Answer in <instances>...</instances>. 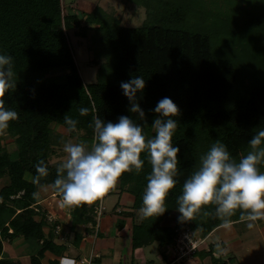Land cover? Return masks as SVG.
Masks as SVG:
<instances>
[{"label":"trees","instance_id":"obj_1","mask_svg":"<svg viewBox=\"0 0 264 264\" xmlns=\"http://www.w3.org/2000/svg\"><path fill=\"white\" fill-rule=\"evenodd\" d=\"M129 1L146 10L148 18L140 27L122 25L99 5L81 15L62 0H0V52L12 56L17 80L15 89L5 94L6 106L18 113L16 120L0 129V135L8 134L15 143L12 151L0 145V178L9 179L0 190V234L42 241L29 264H42L40 257L46 251H62L54 243L53 230L45 235L25 213L15 215L7 226L3 217L14 213L11 204L29 206L31 194L40 185L52 186L56 173L50 158L62 150L64 141L92 143L93 115L111 121L130 115L147 135H153L150 124L156 113L151 109L156 102L167 96L177 104L178 125L172 140L180 147L178 183L165 199L167 210L180 194L185 177L198 165L199 148L207 150L219 139L239 159L249 150L247 142L257 127H264V6H251L253 0ZM93 24L96 36L88 49L90 64L97 71L95 81L87 83L68 33L78 28L77 33L86 37ZM135 75L145 79L137 102L147 124L129 113L130 102L119 87L120 81ZM80 107L89 112L80 115ZM65 114L78 121L76 130L68 131ZM141 158L145 162L140 172L122 173L117 180L120 192L133 195L135 211L141 207L151 170L146 153ZM41 159L49 172L34 184L26 174L34 176V165ZM18 195L19 200L14 198ZM73 216V225L95 223L93 205L75 206ZM187 223L203 237L221 224L212 205L203 206ZM174 229L163 226L159 216L140 215L133 224V247L154 242L170 245ZM208 253L211 256L212 251ZM232 259L211 256L212 264H228ZM0 264L17 263L0 258Z\"/></svg>","mask_w":264,"mask_h":264},{"label":"clouds","instance_id":"obj_2","mask_svg":"<svg viewBox=\"0 0 264 264\" xmlns=\"http://www.w3.org/2000/svg\"><path fill=\"white\" fill-rule=\"evenodd\" d=\"M13 58L0 52V129L8 127L18 113L6 106L5 94L15 89L16 79ZM119 87L129 100V113H136L147 124L145 112L137 102V93L145 87L140 75L120 81ZM152 112L156 113L147 135L142 124L130 115H119L115 121L93 115L90 127L93 130L92 143L66 140L62 150L65 157L56 165V176L52 187L60 194L61 207L92 204L103 193L113 189L122 173L140 172L146 153L151 170L146 175L142 193V218L159 216L166 211L165 199L178 183L177 162L179 145L173 143L179 114L177 104L170 97L159 99ZM80 115L89 112L87 107L78 109ZM68 131L77 128L78 121L63 116ZM249 150L239 159L233 157L227 146L216 139L199 156L198 165L183 180L180 194L176 196L178 221H187L199 213L203 206L212 205L213 212L220 219L221 226L230 229L234 212L240 210V218L246 220V227L252 228L258 219H264V171L258 165L264 162V127L257 130L248 140ZM33 183L38 184L48 175L45 160L35 165ZM43 188V185H40ZM38 196L39 192H34ZM220 247V244H217ZM61 264H73L69 258H62Z\"/></svg>","mask_w":264,"mask_h":264},{"label":"crops","instance_id":"obj_3","mask_svg":"<svg viewBox=\"0 0 264 264\" xmlns=\"http://www.w3.org/2000/svg\"><path fill=\"white\" fill-rule=\"evenodd\" d=\"M253 1L251 6H264V0ZM117 188L115 185L97 199L104 207L99 221L93 208L95 223L73 225L75 206L61 207L58 196L60 194L54 192L50 184L44 185L34 191L39 192L38 196H34V192L31 194L29 206L24 207L20 203V206L9 205L14 213L8 215L10 218L6 219L5 226L15 215L25 213L32 223L40 224L45 235L53 230L54 243L62 251L57 254L46 251L40 257L42 264H61L62 258L71 259L73 264H212L211 256L223 258L225 261L232 257L228 264H264V219H258L252 228H248L247 221L240 216L231 219L233 223L230 229H225L220 224L206 236H202L203 243L196 254L182 263L171 262L174 257L171 244L162 246L154 242L134 248L133 224L140 217V213L133 208V195L120 192ZM20 197L18 195L14 198L19 200ZM97 200L90 205L94 206ZM8 232L11 233L12 228ZM41 242L35 237L19 235L11 238L0 234V245H3L0 258L7 255L4 258L12 259L15 263L18 260L19 264H29L31 257L38 255ZM222 249H226L227 253ZM210 251L211 256L208 253Z\"/></svg>","mask_w":264,"mask_h":264},{"label":"rangeland","instance_id":"obj_4","mask_svg":"<svg viewBox=\"0 0 264 264\" xmlns=\"http://www.w3.org/2000/svg\"><path fill=\"white\" fill-rule=\"evenodd\" d=\"M62 4L65 6H69L70 8H72L73 11L77 10L76 12H78L81 15L91 12L92 9L95 7V5H99L106 13L116 18H119L122 25L127 26V27H140L144 24L145 20H147L148 18L144 7L137 5L135 3H132L129 0H62ZM243 8H245V6ZM84 18L85 17H83L81 20L82 25L85 24L83 20ZM249 24L252 28L254 27L253 22L250 21ZM95 26L97 25L96 24L90 25L91 29L87 31L86 37L79 35L77 33L79 32L78 28H75L74 30L68 33L71 43L73 45L74 55L77 60V64L79 66L80 72L84 80L87 81V83H91L95 81L96 79L97 70L94 66L90 64L92 53L88 49L89 45L91 44V42L94 40L96 36V32L94 31V29H92V28H96ZM71 141L75 142L74 139ZM0 145H6L10 151L15 149V143L13 142V140H11V137L6 133L0 135ZM205 151H206L205 148H199L198 152L202 154ZM65 155L66 154L63 152V150L61 151L57 150L53 153L52 157L50 158L49 164L54 165V167H52V170L54 173H56L55 171L56 165L65 157ZM261 164L264 165V162H262ZM26 178L33 180V177L30 173L26 174ZM8 183H9V179L7 177L0 178V190ZM116 185L118 186V183H116ZM41 192H44V191L42 190ZM58 196L60 197V195ZM168 208L169 209L168 210L166 209V211L163 214L159 215L160 223L163 226L183 228L184 226L188 225L187 221L177 220L179 213L176 211V200L173 203H171ZM239 212L240 210L237 209L234 212L231 219L234 216L237 217ZM3 218L6 220V219H9L10 217L6 213ZM193 235L197 236V238L198 236L202 237L199 234H195V233H193ZM201 245L202 243L199 245L198 249L201 247ZM1 249L3 250V245L1 246ZM212 249L214 250V247ZM222 250L225 253H227L226 249H222ZM6 256L2 255V258ZM9 260H12V259H9ZM17 264H19L18 260H17Z\"/></svg>","mask_w":264,"mask_h":264},{"label":"built area","instance_id":"obj_5","mask_svg":"<svg viewBox=\"0 0 264 264\" xmlns=\"http://www.w3.org/2000/svg\"><path fill=\"white\" fill-rule=\"evenodd\" d=\"M97 201L98 202L94 204L93 208L99 221V218L103 215L104 207L100 200ZM96 225L98 227V224ZM174 230L176 235L171 244L174 257L171 262L181 263L186 257L193 256L198 251V247L203 241L201 237L198 236L197 238V236L193 235L188 225L183 228H175Z\"/></svg>","mask_w":264,"mask_h":264}]
</instances>
